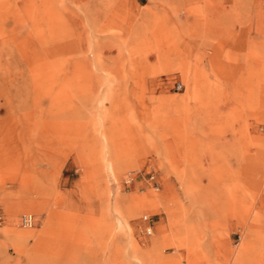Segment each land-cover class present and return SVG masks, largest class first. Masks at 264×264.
Returning a JSON list of instances; mask_svg holds the SVG:
<instances>
[{
  "label": "rangeland",
  "instance_id": "1",
  "mask_svg": "<svg viewBox=\"0 0 264 264\" xmlns=\"http://www.w3.org/2000/svg\"><path fill=\"white\" fill-rule=\"evenodd\" d=\"M0 264H264V0H0Z\"/></svg>",
  "mask_w": 264,
  "mask_h": 264
},
{
  "label": "built area",
  "instance_id": "2",
  "mask_svg": "<svg viewBox=\"0 0 264 264\" xmlns=\"http://www.w3.org/2000/svg\"><path fill=\"white\" fill-rule=\"evenodd\" d=\"M155 179V177L154 176H151V179L150 180H154ZM146 220H147V218H145ZM24 223H25V225L26 226H32V224H33V218H32V216H26L25 218H24Z\"/></svg>",
  "mask_w": 264,
  "mask_h": 264
},
{
  "label": "bare ground",
  "instance_id": "3",
  "mask_svg": "<svg viewBox=\"0 0 264 264\" xmlns=\"http://www.w3.org/2000/svg\"><path fill=\"white\" fill-rule=\"evenodd\" d=\"M256 213V212H255ZM30 217V216H29Z\"/></svg>",
  "mask_w": 264,
  "mask_h": 264
}]
</instances>
